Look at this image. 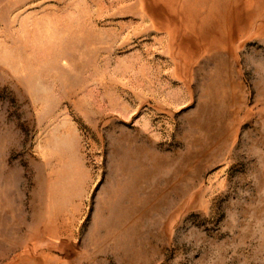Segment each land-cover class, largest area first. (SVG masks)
Listing matches in <instances>:
<instances>
[{
    "label": "rangeland",
    "instance_id": "obj_1",
    "mask_svg": "<svg viewBox=\"0 0 264 264\" xmlns=\"http://www.w3.org/2000/svg\"><path fill=\"white\" fill-rule=\"evenodd\" d=\"M0 264H264V0H0Z\"/></svg>",
    "mask_w": 264,
    "mask_h": 264
}]
</instances>
